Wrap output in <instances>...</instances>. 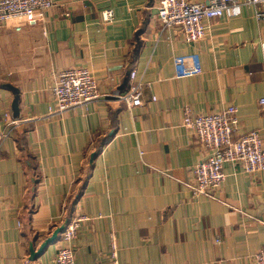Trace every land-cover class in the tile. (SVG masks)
Wrapping results in <instances>:
<instances>
[{"label": "crops", "instance_id": "obj_1", "mask_svg": "<svg viewBox=\"0 0 264 264\" xmlns=\"http://www.w3.org/2000/svg\"><path fill=\"white\" fill-rule=\"evenodd\" d=\"M258 13L264 0H239L195 43L162 29L157 0H53L32 25H0V116L22 121L0 146V264H55L58 241L35 261L29 246L77 218L75 264H113L112 241L116 264H252L264 249V175L225 164L215 198L193 196L185 184L208 151L180 124L185 109L234 106V138L258 130L264 143ZM190 55L201 73L180 77L177 61ZM72 68L88 69L103 96L51 114L50 89ZM131 72L140 107L114 98L129 90Z\"/></svg>", "mask_w": 264, "mask_h": 264}, {"label": "built area", "instance_id": "obj_2", "mask_svg": "<svg viewBox=\"0 0 264 264\" xmlns=\"http://www.w3.org/2000/svg\"><path fill=\"white\" fill-rule=\"evenodd\" d=\"M260 0H244V4L255 6ZM239 0H204L189 2L186 0H157V19L162 29L178 28L185 41L195 43L202 40L208 30L209 22L220 18L229 8L236 7ZM53 7V0H0V25L13 19L32 25L43 19L44 13ZM113 11L101 13V21L109 24L113 21ZM257 18L264 20V13ZM17 31L19 28L16 29ZM264 57V43L261 45ZM180 77H193L201 73V68L194 55L185 56L177 61ZM135 73H130L131 85L125 93H114V98L128 108L142 105L141 83L135 82ZM53 107L51 114H62L102 97L97 91V82L86 68H72L60 72L50 89ZM153 100V99H152ZM264 105V99L260 100ZM237 109L229 106L224 110L210 114L193 115L184 110L181 127L197 137L199 145L206 151V160L192 169V183L185 186L195 197L214 199L224 182L225 164L238 165L241 171L251 175H264V143L260 131L254 130L234 138L240 125ZM20 120L12 119L8 113L0 116V146L9 137L10 132L21 125ZM82 218L69 221L57 242L55 264H75L74 241ZM117 247L112 241L109 259L116 264ZM252 264H264V249L253 257Z\"/></svg>", "mask_w": 264, "mask_h": 264}, {"label": "water", "instance_id": "obj_3", "mask_svg": "<svg viewBox=\"0 0 264 264\" xmlns=\"http://www.w3.org/2000/svg\"><path fill=\"white\" fill-rule=\"evenodd\" d=\"M11 91L16 95L15 99L13 100L12 103V113L14 117H18L19 115V107H18V91L16 89H11ZM94 154L91 156V160L93 159ZM68 221H65L63 225L60 227L56 228L52 234L47 237L46 239L43 240V242L40 244V246L35 250L32 244L29 246V260L35 261L38 259L42 253L45 251V249L56 243L58 241L59 235L63 233L65 226L68 224Z\"/></svg>", "mask_w": 264, "mask_h": 264}]
</instances>
